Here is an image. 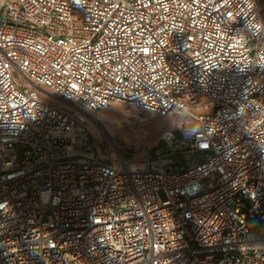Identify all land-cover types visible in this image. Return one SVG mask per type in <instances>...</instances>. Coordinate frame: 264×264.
Masks as SVG:
<instances>
[{"label":"built area","instance_id":"built-area-1","mask_svg":"<svg viewBox=\"0 0 264 264\" xmlns=\"http://www.w3.org/2000/svg\"><path fill=\"white\" fill-rule=\"evenodd\" d=\"M260 2L0 0V264H264Z\"/></svg>","mask_w":264,"mask_h":264},{"label":"rangeland","instance_id":"rangeland-1","mask_svg":"<svg viewBox=\"0 0 264 264\" xmlns=\"http://www.w3.org/2000/svg\"><path fill=\"white\" fill-rule=\"evenodd\" d=\"M260 7L264 15V0H261ZM94 117L100 124L92 122V132L106 139L115 151L133 147L135 138L139 137L148 145L151 152H154L156 149L163 148L162 133L165 130L171 129L177 138H183L184 133H188L193 125L187 117L179 114L143 121L133 115L127 107L119 104L110 106ZM101 124L104 129L99 126Z\"/></svg>","mask_w":264,"mask_h":264},{"label":"bare ground","instance_id":"bare-ground-1","mask_svg":"<svg viewBox=\"0 0 264 264\" xmlns=\"http://www.w3.org/2000/svg\"><path fill=\"white\" fill-rule=\"evenodd\" d=\"M93 121H94V123H99V124H100V122H99L98 119H96V118H94ZM99 126H101L102 128L104 127L102 124L99 125ZM103 129H104V128H103ZM106 130H107V129H106ZM107 131H108V130H107Z\"/></svg>","mask_w":264,"mask_h":264}]
</instances>
